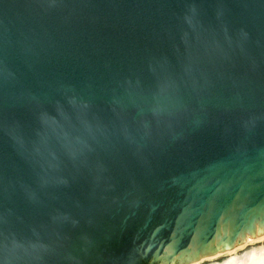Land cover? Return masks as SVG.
<instances>
[{
    "label": "water",
    "instance_id": "95a60500",
    "mask_svg": "<svg viewBox=\"0 0 264 264\" xmlns=\"http://www.w3.org/2000/svg\"><path fill=\"white\" fill-rule=\"evenodd\" d=\"M264 225V0H0V264H159Z\"/></svg>",
    "mask_w": 264,
    "mask_h": 264
},
{
    "label": "bare ground",
    "instance_id": "6f19581e",
    "mask_svg": "<svg viewBox=\"0 0 264 264\" xmlns=\"http://www.w3.org/2000/svg\"><path fill=\"white\" fill-rule=\"evenodd\" d=\"M256 239H264V225L260 226L258 222L251 233L239 234L235 243L230 246L224 247L215 238L206 253L197 256L194 251L185 252V254L177 255L172 259V262L163 257L159 264H264V246L245 248L246 245ZM238 249L242 251L237 253ZM218 256L224 259L222 261L214 260Z\"/></svg>",
    "mask_w": 264,
    "mask_h": 264
},
{
    "label": "rangeland",
    "instance_id": "374dc122",
    "mask_svg": "<svg viewBox=\"0 0 264 264\" xmlns=\"http://www.w3.org/2000/svg\"><path fill=\"white\" fill-rule=\"evenodd\" d=\"M262 246H264V239H262V240L256 239V240L251 241V243H249L248 245H246L245 248L251 249V247H262ZM241 251H242L241 249H238L237 253L241 252ZM223 259L224 258H222L220 256L214 258V260H221V261Z\"/></svg>",
    "mask_w": 264,
    "mask_h": 264
}]
</instances>
